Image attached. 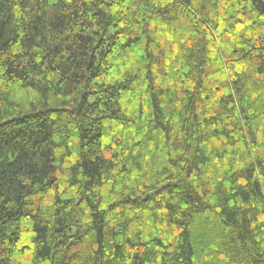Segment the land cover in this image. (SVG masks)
<instances>
[{"label":"trees","instance_id":"obj_1","mask_svg":"<svg viewBox=\"0 0 264 264\" xmlns=\"http://www.w3.org/2000/svg\"><path fill=\"white\" fill-rule=\"evenodd\" d=\"M0 264H264V0H0Z\"/></svg>","mask_w":264,"mask_h":264}]
</instances>
